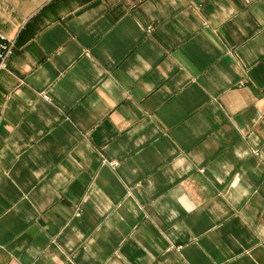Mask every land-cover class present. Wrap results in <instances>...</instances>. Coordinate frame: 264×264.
I'll return each instance as SVG.
<instances>
[{
    "label": "clouds",
    "instance_id": "clouds-1",
    "mask_svg": "<svg viewBox=\"0 0 264 264\" xmlns=\"http://www.w3.org/2000/svg\"><path fill=\"white\" fill-rule=\"evenodd\" d=\"M26 3L27 18L21 0H0V224L22 216L27 226L0 243V264H133L129 242L143 253L134 264H192L193 250L206 264H264V80L253 75L264 64V0ZM116 10L108 32L128 17L135 24L122 29L136 49L119 71L107 45L96 56L79 40L106 36L100 22ZM37 17L42 30L22 42ZM57 26L65 39L49 52L39 37ZM189 33L209 58L203 66L181 51ZM185 93L199 103L182 137L152 97ZM23 169L29 178L18 183ZM233 222L241 231L225 232Z\"/></svg>",
    "mask_w": 264,
    "mask_h": 264
},
{
    "label": "crops",
    "instance_id": "crops-1",
    "mask_svg": "<svg viewBox=\"0 0 264 264\" xmlns=\"http://www.w3.org/2000/svg\"><path fill=\"white\" fill-rule=\"evenodd\" d=\"M21 7L22 12L25 18L30 16L32 12L34 11L33 7H28L26 0H21ZM55 8V5L53 6ZM119 18V11H113L109 13L107 17H105L104 20L100 22V26H102L103 31L108 32V29L112 28L113 23ZM39 17H37L36 22H30L27 25V30L23 33V35L20 37L21 41H26L29 37H35L38 32H40L42 29L39 27L38 24ZM163 22V21H161ZM174 22V21H173ZM126 26L135 27V24L131 17H128L124 19L119 25H117L115 28L112 29V31L108 32L106 36L103 38L100 37L99 34L95 35H87L85 33H82L79 36V40L81 43H83L86 47L92 48V54L99 56V48L107 45L110 50L113 59L116 61L115 65H111L113 71H119L123 68L124 61L129 56L130 53H133L136 49V45L126 37L122 35V29H124ZM171 27V25H169ZM139 31V29H137ZM65 33L63 30L57 26L54 29H49L47 32H44L42 36L39 37L40 43L48 49L49 52H51L53 49H55L59 44L63 42L65 39ZM160 38L169 40V38L166 35H163L162 33L157 34ZM188 35L189 42L183 46L181 51L189 57L195 64L203 66L208 61V57L205 56L197 47L196 41L192 39L191 34ZM169 43H172L171 40H169ZM95 46V47H93ZM29 47H33L30 45ZM140 48L141 50L148 52V43H146L143 40V36L141 35L140 40ZM37 55L40 57V62L44 63V59L42 55L39 53V50H36ZM150 54V53H149ZM264 59V58H262ZM108 66V65H106ZM78 71L82 77L91 78V74L88 70V65L86 62H81L78 66ZM16 75H20L19 72L16 73ZM253 75L259 79L264 80V64H262L259 68H256L253 70ZM151 79H157L156 76H150ZM23 79V77H21ZM65 87V100H67L69 93L72 91V86L67 81L64 82ZM3 89H0L2 91ZM152 103L154 105L162 104L163 107L160 108L159 115L163 117L165 122L168 124L170 128L173 129L174 134H179L182 137H186L185 129L182 126L183 120L187 117V115L191 112L192 108L199 103V97L197 94H189L185 93L182 96L179 97H169L165 99L162 95H157L152 97ZM179 106V107H174ZM68 111H73V109L69 106L67 109ZM83 111V107H77L74 112V118L76 114H79ZM13 120H15V117H11ZM29 119H32L35 121V117H29ZM38 123V122H37ZM38 126H42L39 125ZM67 127V126H66ZM22 131H27L26 128H22ZM62 133V130H58V135ZM0 134H3V129L0 128ZM49 139H52L51 137ZM98 143L102 142V137H98ZM166 144V141L163 139L161 140V145ZM19 167V166H18ZM29 178V173L27 169H23L20 171L19 176L17 177L18 183H23L25 180ZM261 181H264V177L260 178ZM260 182V181H258ZM113 187H118L115 182L113 181ZM9 199H15L19 193L17 192L16 188L12 186L10 183L6 189H4ZM71 191L75 192L77 191L76 188H73ZM264 194V193H262ZM63 203L65 206L70 207L71 204L69 203V198L65 197ZM0 206H8V201L2 197H0ZM8 226L11 230L8 232H4V227ZM84 228H87L89 226L87 218H85L84 223L81 225ZM27 226L23 222L22 216L18 217H9L6 225L0 224V233H3V236L0 237V243L4 242L6 239H11L12 235L16 232L22 231ZM207 227V218H202L200 223L197 225V229ZM55 230V229H54ZM154 231V230H153ZM235 232L239 233L241 231L238 222H233L231 225L227 226L225 229V232ZM24 239L31 240L30 236H25ZM184 241H177V245L183 243ZM124 252L129 256L130 259L133 260V264L135 261V257L139 255H143L142 252L139 251V249L136 248L134 244L131 242L125 244L124 246ZM190 259L192 260V264H206L205 258L198 254L195 250H193ZM76 264H82L81 258L78 257L76 260Z\"/></svg>",
    "mask_w": 264,
    "mask_h": 264
}]
</instances>
